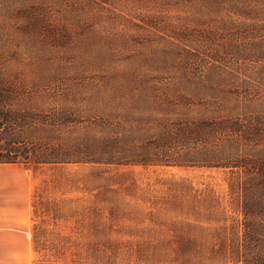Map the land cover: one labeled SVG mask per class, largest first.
I'll return each mask as SVG.
<instances>
[{
	"label": "rangeland",
	"instance_id": "rangeland-1",
	"mask_svg": "<svg viewBox=\"0 0 264 264\" xmlns=\"http://www.w3.org/2000/svg\"><path fill=\"white\" fill-rule=\"evenodd\" d=\"M91 1L92 7L83 0H0V79L20 85L14 90L21 102L13 108L47 124L62 114L84 123L51 131L46 124L31 137L48 148L81 139L98 112L115 125L128 115L123 124L133 149L154 156L164 129L175 134L185 123L178 120L185 97L194 102L188 109L193 117L219 109L245 133L257 129V141L241 142L254 185L264 169V55L261 61L242 56L264 54V0ZM184 78L204 79L228 97L209 91L196 104L192 89L177 86ZM125 80L153 87L122 89ZM230 140L216 149L233 152L241 139ZM186 152L174 154L197 155ZM231 179L228 170L157 165H0V208L12 207L6 227L26 238L29 264H170L176 257L170 245L155 247L171 240L170 224L207 229L242 220L233 210ZM203 191L218 199L225 221L208 222L211 214L196 202ZM104 194L116 197L118 219L109 218ZM107 238L118 246L115 256ZM209 251L200 260L232 264L226 254Z\"/></svg>",
	"mask_w": 264,
	"mask_h": 264
},
{
	"label": "trees",
	"instance_id": "trees-1",
	"mask_svg": "<svg viewBox=\"0 0 264 264\" xmlns=\"http://www.w3.org/2000/svg\"><path fill=\"white\" fill-rule=\"evenodd\" d=\"M83 3L89 7L95 4L91 0H83ZM27 29H31V25ZM31 30L49 32L42 25L37 28L35 26V29ZM262 55L264 54L242 57L251 61H261ZM213 58L219 61L218 57ZM37 85L34 83V86ZM134 85L153 87L147 83L125 80L120 84V88L129 89ZM180 85L193 90L197 99L196 104L209 91L215 95L228 97L222 89L221 92L213 88L204 79L184 78L177 81V86ZM18 86L20 85L14 81L0 79V165H31L35 168L40 166L89 165L94 168L114 167L116 169L129 166L157 165L228 170L232 175L229 182L231 202L236 204L233 210L237 215L243 217L242 220L233 218V223L230 225L223 223V225L211 226L207 229L193 223H173L167 227L172 233L171 240L155 247L165 249V245H170L176 255L170 260V264H207L204 260H200L207 255L206 249L210 250L208 253L212 256L220 253L226 254L228 262L232 264H264V197L262 196L264 194V169H262L261 176L254 180L255 184L249 185V176L245 172L249 169V163L243 157L241 143H249L256 139L258 136L254 132L257 129L253 133H245L241 125L234 121L231 115L224 116L219 109H212L210 112H203L201 115L193 117L189 114L188 109L194 106V102L183 97L181 102L185 100L186 110L178 120L181 119L185 123L180 124V128L176 129L175 134L170 133V126L164 129L163 132H167V135L152 148L158 152V154L154 153V156H149V153L138 154L135 148L133 149L134 143H131L129 136H127L128 129L123 124L128 119V115L122 123L119 122L115 125V123H109L108 117L112 118V116L104 117L101 112L95 113V117L89 118L88 125L84 127L87 130L81 139H75L70 143L61 139L55 145L45 148L42 143H37L35 137H31L44 130L42 126L47 124L45 118L34 114L25 115L19 109L13 108L15 104L18 105L21 102V98H18L21 94L14 90ZM68 117V115H60L54 123L47 124L51 127L49 126V129L45 130H54V127L57 126L63 128L69 125L78 127L84 125L79 119L72 121ZM159 120L169 121L167 117H162ZM119 131L124 132L119 133ZM230 137L241 139L236 142L237 149H234L233 152L230 151L231 148L230 150L216 149L218 143L225 145V147L232 145L234 141H231ZM243 139L245 141H242ZM208 145L210 149H206ZM180 151H187L188 153L192 151L197 155L184 154L185 156L176 157L174 153L179 154ZM96 171L99 172V170ZM181 192L183 194V190ZM104 196V202L110 207L109 218L118 219L120 215L114 211L117 207L116 197L114 194H104ZM196 202L199 208L208 210L211 214V217L207 219L209 223L220 224L225 221L221 219L220 203L217 198H212L203 191L196 197ZM180 204L183 205L184 203L180 202ZM182 205H179L180 210ZM200 210H198V215ZM207 230H209L210 239L203 234ZM218 244L221 246L220 249H216ZM105 245L107 249L113 251L115 256L118 247L115 242L107 238Z\"/></svg>",
	"mask_w": 264,
	"mask_h": 264
},
{
	"label": "crops",
	"instance_id": "crops-1",
	"mask_svg": "<svg viewBox=\"0 0 264 264\" xmlns=\"http://www.w3.org/2000/svg\"><path fill=\"white\" fill-rule=\"evenodd\" d=\"M12 207L0 208V264H29V249L26 238L18 231L6 227V218L11 223Z\"/></svg>",
	"mask_w": 264,
	"mask_h": 264
}]
</instances>
